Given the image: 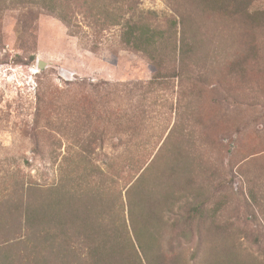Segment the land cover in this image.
I'll list each match as a JSON object with an SVG mask.
<instances>
[{
    "label": "rangeland",
    "instance_id": "1",
    "mask_svg": "<svg viewBox=\"0 0 264 264\" xmlns=\"http://www.w3.org/2000/svg\"><path fill=\"white\" fill-rule=\"evenodd\" d=\"M66 4L70 25L0 17V264H264V15ZM131 14L160 65L123 42Z\"/></svg>",
    "mask_w": 264,
    "mask_h": 264
},
{
    "label": "trees",
    "instance_id": "2",
    "mask_svg": "<svg viewBox=\"0 0 264 264\" xmlns=\"http://www.w3.org/2000/svg\"><path fill=\"white\" fill-rule=\"evenodd\" d=\"M68 0H0V17L3 13V11L8 10V9H20V11L23 10V12H25L30 18L33 19V17H35V11L38 9L46 11L48 13H50L51 15L57 17L58 19H60L61 21H63L65 24L70 25V21L66 20L67 19V15L70 11V7H68V5L66 4ZM71 1H82V0H71ZM214 2V4L220 6L223 9H227V11H229V7L227 5V3L232 2L233 4L236 5L238 12L237 13H241V14H246L247 16L250 17V21L252 22V24L254 22H259L261 20V17L264 15V12L262 13V11H250L249 10V4L252 3L253 0H211ZM83 2H87V1H83ZM78 3V2H77ZM81 3V2H80ZM237 3V4H236ZM85 4V3H84ZM34 8H36V10H34ZM122 11V10H121ZM22 12V13H23ZM121 13V12H120ZM233 12H229V14H233ZM261 14V15H260ZM121 16H123L122 14H120ZM260 15V16H259ZM138 17V20L136 19ZM133 16V14H131V16H129L128 18H126V23L123 25V42L130 47L131 49H133L135 52H140L142 51L151 61H153L155 63V65L157 64L160 65V63H158L156 60L154 53V42L153 39L155 38V35H147V31H149L148 28H141V26H139V16ZM34 20V19H33ZM262 21V20H261ZM264 22V21H263ZM157 47V45H156ZM255 51V50H254ZM241 64V63H240ZM241 68V67H240ZM97 93V92H96ZM97 94L96 96L93 97V100L97 99ZM22 200V199H21ZM23 201V200H22ZM145 202V200H144ZM20 201L18 204H16V208L19 209L20 208ZM140 204H142V202H139ZM5 203L2 202L0 203V205H4ZM133 203L131 204V222L132 225H134V230L137 231L136 227H135V220L136 217L134 216L136 214V212L133 210ZM151 209V208H150ZM62 211H64V206L62 207ZM152 211V209H151ZM195 211L196 214H202V207L200 206H194L191 207L188 211V213L185 215V219L186 220H192L193 219V215L192 212ZM63 214V213H62ZM76 216V215H74ZM54 217L57 218L56 214H54ZM87 216H83L81 218H86ZM35 218V217H33ZM77 218L73 217V220H75ZM86 228V227H85ZM142 230V229H141ZM116 232V229L114 230ZM115 232V233H116ZM138 232V231H137ZM136 233V237L138 239V241L140 242V244H142V242L140 241V234ZM126 233V232H125ZM117 235L115 237H113V241L110 242V244H121V240L119 239L121 237L120 233H116ZM106 239H102V241L100 242V244H105V241H107V236H109V234H105ZM85 238H87V236H85ZM143 247V245H142ZM90 249L89 253L91 256H93L96 261L94 260V258L92 259L94 262V264H99V260L101 258H109L112 256V248L111 250H108L107 248H101V247H95L94 245H89L88 247ZM146 253V251H144ZM101 257V258H100ZM65 264H76L77 263V258L76 257H71L69 259L63 258ZM103 260V259H101ZM101 264H110L109 259H104L103 262H101Z\"/></svg>",
    "mask_w": 264,
    "mask_h": 264
},
{
    "label": "water",
    "instance_id": "3",
    "mask_svg": "<svg viewBox=\"0 0 264 264\" xmlns=\"http://www.w3.org/2000/svg\"><path fill=\"white\" fill-rule=\"evenodd\" d=\"M42 66H43V64H42V62H40V63H39V67H42Z\"/></svg>",
    "mask_w": 264,
    "mask_h": 264
}]
</instances>
